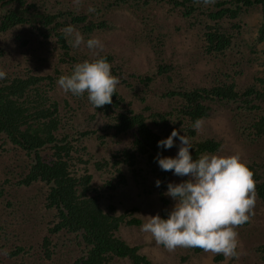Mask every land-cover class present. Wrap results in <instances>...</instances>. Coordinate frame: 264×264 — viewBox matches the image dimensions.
<instances>
[{"label": "trees", "instance_id": "obj_1", "mask_svg": "<svg viewBox=\"0 0 264 264\" xmlns=\"http://www.w3.org/2000/svg\"><path fill=\"white\" fill-rule=\"evenodd\" d=\"M48 4L49 0H0V36L10 33L20 40L22 46L35 39L45 43L55 40L61 48L59 62L69 65L65 73L55 69L53 74H38L29 65L22 68L15 65L17 69L10 71L12 66L0 64V72L4 73L0 78V152L12 151L13 159L18 157V161L20 154L27 156V163L18 164L21 171L13 168L18 170L12 173L17 178L15 187L40 186L34 198L42 199L44 217L41 218L47 220L45 234L36 242L38 247L12 244L6 251L9 261L19 259L18 264H26L27 257H38L37 264H53L55 260V264H116L119 258H128L132 264H152L139 251V246H131L118 235L122 226H139L142 223L135 215L137 209L130 208L119 213L113 203L104 206L105 191H116L127 185L124 168L128 169L137 184H142L147 179L143 174L147 168L146 175L161 181L159 187H154L162 201L160 216L167 218L166 207L170 201L166 191L173 174L171 170L162 171L154 157L158 152L163 156L175 154L169 149L158 148L157 142L176 129L180 135L189 138L193 159L216 152L220 141L214 137L198 138L192 125L197 119L201 121L212 116L216 107H225L223 109L228 112L241 139L251 144L264 143V78H256L254 83L239 88L233 76L240 75V70L234 75L221 71L211 85L190 88L178 85L159 94L158 101L167 103L165 110L151 111L150 107H145L146 111H150L146 112L135 111L119 92V86L131 88L132 83L121 66L111 65V72L119 82L110 104L96 109L89 103L86 93L81 96L70 93L81 106L93 109L89 115L90 122L99 117L103 120L105 134H100V127L74 130L53 92L59 76L69 75L75 64L93 59L86 54L80 57L70 54L69 37L66 38L63 30L72 26L88 36L109 25L101 18V8L94 10L95 14H86L66 4L58 8ZM151 4H166L169 11L178 12L183 19L189 20L191 26L201 30L204 51L220 58L241 46L238 43L243 42L239 36L244 13L260 6L264 19V0H210L207 4L204 0H114L109 7L129 5L137 10ZM145 34L150 38L148 33ZM258 42H264V20L251 45ZM158 44H162L161 38ZM4 53L0 47V56ZM243 54L238 49L235 56ZM100 57L106 58L109 63L113 58L110 54L97 58ZM235 64L239 65L240 61ZM174 69L172 64L167 63L158 65L156 74L143 76L128 73V76L150 88L157 76L165 75L167 80H173L171 73ZM91 135L104 145L106 138L112 141L113 146H108L109 157L95 158L85 141ZM173 147L178 150L175 144ZM246 165L253 173L256 196L264 203V171H261L264 163ZM102 171L110 178L102 184H95L94 174ZM9 175L8 171L0 180V200L3 202L6 198V206L11 207L15 202L5 197L7 192L4 193L5 185L10 183ZM17 209L15 207L10 215L15 216ZM11 222L0 224V250L9 244L11 234L17 236L16 231L7 228ZM192 249L195 253L203 251ZM255 250L264 261V244L256 246ZM218 258L222 259V256Z\"/></svg>", "mask_w": 264, "mask_h": 264}, {"label": "rangeland", "instance_id": "obj_2", "mask_svg": "<svg viewBox=\"0 0 264 264\" xmlns=\"http://www.w3.org/2000/svg\"><path fill=\"white\" fill-rule=\"evenodd\" d=\"M113 1L49 0L48 6L58 8L66 4L76 9L77 12L81 10L86 14L93 13L94 10H100V8L103 10L101 18L109 25L106 29H97L89 33L88 36L83 35L78 29H74L81 34L85 42L89 38H98L103 45L102 49L89 50L85 43L73 48L68 43L70 46L69 53L79 57L86 54L91 59L106 54L112 55L110 64L121 66L129 82L132 83L131 88L119 86V92L131 103L135 111H146L145 107H150L151 111H163L165 110L164 105L167 103L158 101L159 94L178 85L187 88L197 85H211L216 74L221 71H228L234 75L235 71L240 70V75L233 76L239 88L254 83L256 78H264V42L251 45L261 22L264 20L260 6L250 9V12L244 13L242 16L243 27L239 38L243 42L238 43L241 46L238 45L236 49L244 52V56H235L237 53L235 50L229 52L226 57L220 58L204 51L200 37L201 30L191 26L190 21L183 19L178 12L169 11L168 5L151 4L136 10L129 5L109 7ZM145 33H148L150 38H147ZM158 37L161 38L162 44H158ZM54 41L45 43L35 39L29 45L22 46L20 40L14 38L10 33H5L0 36V47L5 51L4 55L0 56V64L12 66L10 71L17 69L15 65H19L20 68L29 65L38 74H53L55 69H58L60 73H65L69 65L59 62L58 55L61 48ZM247 59H250L249 63ZM237 61H240L239 65L235 64ZM167 63L175 67L171 73L173 80H167L165 75L157 76L150 88H145L136 78L128 76V73L143 76L156 74L158 65ZM143 89L146 91L144 92ZM53 94L54 98L59 100L62 112L67 114L65 117L72 125H70L72 129L84 131L100 127V134H105L102 129L103 120L100 117L93 122L89 121V115L93 112L92 108L81 106V103L72 98L70 93L60 89L58 85ZM223 108L216 107L212 116L201 120L199 129H196L198 138L214 137L221 143L216 152L208 155L230 156L239 154L241 160L246 164L252 162L259 165L263 164L264 143L251 144L241 139L228 112ZM69 113L71 115H68ZM106 140L107 143L104 145L96 136L91 135L85 138L95 158L109 157L108 146L113 145L109 138ZM169 150L175 155L178 151L175 147L169 148ZM12 155V151L0 152V180L4 179L8 171L10 172V183L5 185L6 189L4 188V193L7 192L5 197H9V200L15 202L11 207H8L6 206V198H2L3 202L0 200V224L12 220L10 224L8 223L7 228L10 231H16L17 236L11 234L9 244L0 250V264L19 263V259L9 261V255L6 251L12 244L19 245L21 243L37 248L36 242L45 234L47 222L41 218L44 217L42 199L40 197L34 198L38 189H41L40 186L23 189L15 187L17 178L12 173L21 171L18 164L27 163L29 161L27 156L20 154L18 161V157L13 159ZM123 170L127 185L121 186L116 191H105L102 203L104 206L113 203L119 213L130 208L137 209L135 215L141 219L142 223L139 226H122L118 235L131 246H139V251L145 254L152 264H228L230 262L264 264L259 252L255 250L256 246L264 244V203L257 196H255V205L249 221L235 227L240 242L238 247L239 258H225L221 254L204 251L195 253L192 248L184 247H177L169 251L163 245H157L150 233L140 230L141 225L147 222L151 218L150 216L161 214L162 201L159 200L158 192L154 187L155 179L148 174L146 175L147 168H145L143 174L147 179L143 180L142 184H137L128 169L124 168ZM261 171H264V167H261ZM107 178H110L108 173L96 172L94 183L102 184ZM187 179H189L188 176L172 175L169 181L180 183ZM111 192L113 193L112 196H110ZM166 196L170 201L166 207L169 212L175 201L168 195ZM15 207L18 208L17 214L11 216L10 213L14 211ZM219 255L222 256V259L218 258ZM38 260V257H27L26 264H37ZM55 263L56 260L53 264ZM116 264H132V262L128 258H119Z\"/></svg>", "mask_w": 264, "mask_h": 264}, {"label": "clouds", "instance_id": "obj_3", "mask_svg": "<svg viewBox=\"0 0 264 264\" xmlns=\"http://www.w3.org/2000/svg\"><path fill=\"white\" fill-rule=\"evenodd\" d=\"M209 2L204 0L205 4ZM63 31L66 38L71 37L67 42L73 48L81 43L89 50L103 47L98 38H89L85 42L72 26ZM3 76L0 72V78ZM118 82L111 72V64L104 57L77 63L69 75H61L56 81L66 93L74 96L86 93L89 103L96 109L112 102ZM200 125L201 121L197 119L192 127L199 129ZM174 144L178 147L175 156H163L158 152L154 160L162 171L171 170L174 176H188L189 179L167 184L166 195L175 201L167 218L159 214L150 216L140 230L150 233L157 245H163L169 251L177 247L200 248L225 258H239L240 242L235 227L249 221L252 215L256 196L252 171L239 154H205L193 159L189 138L180 135L176 129L167 138L159 140L157 147L169 149ZM160 184L157 179L155 186Z\"/></svg>", "mask_w": 264, "mask_h": 264}]
</instances>
